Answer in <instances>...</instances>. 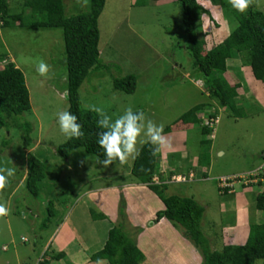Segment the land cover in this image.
I'll return each instance as SVG.
<instances>
[{
    "label": "rangeland",
    "instance_id": "obj_1",
    "mask_svg": "<svg viewBox=\"0 0 264 264\" xmlns=\"http://www.w3.org/2000/svg\"><path fill=\"white\" fill-rule=\"evenodd\" d=\"M7 3L9 13L21 15L22 23L27 25L29 13L21 6L20 0H8ZM214 3L211 0L202 3L208 13L200 17L203 19L202 23L207 24V27H202L205 51L219 43L230 30V25ZM62 4L67 17L84 12L87 8L76 0H62ZM251 5L254 10L264 13V0H253ZM179 20L180 8L175 0H105L97 19L99 61L103 65L98 70H92L85 78L78 89L79 101L83 110H87L85 105L95 104L113 119L131 106L134 111H143L147 119L158 125L163 124L164 128H175L179 125L176 119L182 113L197 104H205V110L198 116V123L184 126L187 129L179 133L172 131L164 134L170 140L172 148L170 151L160 152L156 167L158 165L163 168L165 173L172 169L171 173L181 175L183 172L187 173L185 167H192L190 171L192 174L196 173L197 182L174 183L167 177L165 184L168 188L163 194H177L195 200L203 208L200 230L208 244L211 239L209 247L218 249L221 240H216L217 235L213 233L215 230L211 228L218 226L219 222L221 226L230 220V224L234 215L233 204L240 200L223 198L217 195V191L223 187L230 188L228 183L239 191L244 184L255 182L257 176L264 173V82L254 80L249 66L237 58L244 69L239 75L242 89L236 92L234 98L235 112L233 114L217 108L205 97L204 85L196 80L192 59L183 47L185 36ZM62 46L60 29L0 28V57L4 59L0 60V69L10 61L21 71L28 93L29 110L19 120L28 122L31 129L27 151L21 148L19 132L15 129L8 132L0 129V143H6L5 146L0 145V167H12L13 164L17 168L14 177L9 178L11 184L0 192V203H5L9 208V214L0 217V264H36L42 255L41 245L55 226L67 217L70 208L75 203L78 204L76 201L81 194L96 187L119 185L129 179L126 173L133 159L124 164L113 162L104 168L97 163L95 156L86 154L81 148L71 151L65 161L56 155V147L66 140L59 131L56 119L57 112L65 110L67 104L66 99H61L57 94L65 90ZM41 60L50 66L48 79L39 76L36 71ZM240 66L233 70L237 73ZM184 74L186 75L183 76ZM124 75L136 78L132 94H124L111 88L112 79ZM214 111L217 120L209 121L208 115ZM202 125L210 127V144L205 146L199 143L203 139L200 135ZM204 138L208 140L207 137ZM140 146L138 144L137 148ZM204 152L207 158L201 161L200 156L203 158ZM27 153L43 162L45 168L44 179L34 197L22 187ZM178 154L179 160H174ZM206 162L209 163V167L204 168L207 179L201 181L203 175L200 168ZM248 175L254 177L248 178ZM224 177L230 179L222 184L219 178ZM236 178L239 179L238 182ZM119 191L120 189L106 195L108 206L116 208L114 216L117 223L121 221L117 210L121 198L123 199L120 193L117 194ZM251 191V194L243 195L249 218L256 215L253 199L258 188L253 187ZM99 197H102L101 194ZM155 199L158 200L156 197ZM155 199L147 202L155 204ZM47 206L54 214L43 230L40 229V223L47 215ZM152 206L155 208V205ZM135 207L137 212H141L139 216H135L136 225L131 224L132 221L126 214L122 219L124 228L133 240L135 237H138V242L143 239L145 247L154 251L152 256L156 261L141 264H176L174 257L178 255L183 263L189 264L192 263L191 258H196L194 253L198 255L201 264L199 252L194 248L191 251L182 241L178 242L179 246L186 249L182 252L168 246L169 241L157 245L158 241L167 240L166 234L157 232V229L151 230L153 224L149 225V222L153 219L148 221L143 214L146 209L137 205ZM87 208L85 213L88 216L90 213L92 217L99 213L94 204ZM222 208L225 210L223 214ZM257 215L258 220L263 214L257 212ZM83 217L78 216L76 221L81 228H84L81 220L85 221ZM109 221L110 219L102 225L115 226V221L114 224ZM131 229L135 231L133 235L130 233ZM142 231L150 236L147 238L149 241L144 240L146 235L141 234ZM101 233L97 231L99 241L103 238ZM75 234L79 239L84 237L81 231ZM157 234H161L160 240H157ZM151 236L155 237L152 239ZM20 238L24 241H20ZM83 244L87 243L83 241Z\"/></svg>",
    "mask_w": 264,
    "mask_h": 264
},
{
    "label": "trees",
    "instance_id": "obj_2",
    "mask_svg": "<svg viewBox=\"0 0 264 264\" xmlns=\"http://www.w3.org/2000/svg\"><path fill=\"white\" fill-rule=\"evenodd\" d=\"M105 0H88L84 12L72 16L64 15L62 0H20L21 6L28 10L29 23L23 24L21 15L9 13L8 0H0V28H38L60 29L62 37V54L65 67V90L68 91L66 109L77 117V122L84 132L79 139L65 140L58 145L55 153L65 161L71 151L81 148L86 154L104 159L103 149L97 143L98 134L102 131L97 126L98 116L91 111L83 110L78 95V89L93 70H98L103 65L99 61L97 19L104 6ZM180 8V24L185 36L183 45L192 59V68L196 78L201 80L207 96L217 108L227 109L234 114L235 87L229 86L223 78L225 61L236 57L248 65L254 80L264 82V13L254 10L252 5L246 12L239 13L231 8L228 0H211L220 10L230 30L228 34L216 45L205 51L204 35L200 30V17L207 15V11L200 5L199 0H175ZM138 3V2H137ZM141 4V3H139ZM23 26V27H22ZM198 29V32H197ZM0 60H4L0 57ZM136 87V78L133 75H124L113 78L111 88L124 94H132ZM64 90V91H65ZM205 107L204 103L197 104L182 113L175 128L166 127L164 134L181 125L198 123L195 114ZM29 110L28 93L24 77L15 65L8 61L0 69V129L8 132L15 129L19 132L21 148L27 151L30 144V125L20 122L19 118ZM215 111L208 118H215ZM174 123V125L176 124ZM209 134V129L200 127L199 143L202 146L210 144L204 137ZM5 146V144L0 143ZM139 156L132 160L129 174L131 178L151 191L161 202L162 209L155 212L154 219L149 225L155 224L160 219H165L176 228L180 235L196 249L201 258V264H256L257 260L264 261V218L259 223L247 224L246 238L241 245H223L219 250H212L208 241L203 236L199 224L203 208L192 198L176 194H163L167 185L154 184L152 177L156 174V156L152 155L151 145H141ZM264 157V155H263ZM202 159L207 158L206 152ZM262 159V158H261ZM27 173L22 180V187L31 196L39 192V184L44 179V164L31 153H27ZM120 164L118 161H114ZM205 163H203L204 165ZM205 176V174H202ZM248 178L252 175H248ZM254 177V176H253ZM159 182L163 181L160 174ZM249 180V179H248ZM250 181V180H249ZM255 181V180H252ZM11 184L9 181L8 186ZM7 186V187H8ZM257 187L253 207L264 215V173L258 175L255 182L244 184L242 187ZM6 187V188H7ZM223 187L218 191H226ZM51 207V203H47ZM47 215L40 223V229H46L53 211L47 206ZM117 215L119 220L106 234L102 248L89 257L91 262L98 258L104 259L107 264H138L141 254L135 241L124 228V201L119 202ZM91 216V213H90ZM92 219H103L97 214ZM133 233L134 230H130ZM135 235V234H134ZM63 253L51 250L44 251L36 264H50L52 261L62 259Z\"/></svg>",
    "mask_w": 264,
    "mask_h": 264
},
{
    "label": "crops",
    "instance_id": "obj_3",
    "mask_svg": "<svg viewBox=\"0 0 264 264\" xmlns=\"http://www.w3.org/2000/svg\"><path fill=\"white\" fill-rule=\"evenodd\" d=\"M201 1L204 2V1H208V0H199L200 5L203 8H206V6L202 5L203 2H201ZM153 3L155 4V2H153ZM202 21H203V19L200 20L201 32L203 31L202 30L203 26L207 27V24L205 22L202 23ZM236 66H240L236 57L227 59L225 61V71L222 74L223 78L228 83V85L235 87V92L240 91L242 89V87H241L242 80H241V78H239V75H240V73L241 74L243 73L242 69H244L243 67L240 66V69L236 73L235 70H233L234 68H236ZM185 75L186 74H184L183 76H185ZM194 86H196V85H194ZM205 97L208 98L206 92H205ZM203 110H205V109H202L195 114L197 119H198L199 114L202 115ZM225 110L228 111L227 109H225ZM184 126L187 127L188 125H186V124L181 125L179 128L173 129L170 132L174 131V132L179 133L180 131H185V129H187V128H184ZM161 152H163V151H161ZM175 157L176 158L174 160H179L180 155L179 154L175 155ZM161 161L162 160H160V162ZM207 162L204 165H202L200 168L202 174H205V176H202V178L200 179L201 181L207 179V177H206L207 171L206 170L204 171V168L209 167V163H207ZM165 165H166V163H165ZM188 168H189V170H188ZM191 168L192 167L188 166V167H185L184 169H187V172H191L190 171ZM155 171L157 174H160L162 176V178H163L162 182L163 183H165V180L167 177L169 178L172 175H174L173 173H171V172H173L172 169H169V172L165 173L166 171H164L163 168L161 169V167H159L158 165H157V167L155 166ZM126 174H127V177L129 178L126 182H122L119 185L112 184L110 186H107V188L106 187L103 188V186H101L99 188L96 187L93 190L86 191L87 193L81 194V196H79L77 198L76 202H78V204L75 203L70 208V210L68 211L69 216L67 215V217H64L61 220V222H59L55 226V228L52 230L51 234H49L47 239L41 245L42 253L44 251L51 250L55 253L60 252V253L64 254V257L62 259L52 261L50 264H94V262H91L89 260V257L102 248V246L105 242L104 237H106L105 235L107 234V231L112 227L111 224H109L107 227H104V225H102V224L109 219H110L109 223L114 224V221L116 223V220H115L116 216H114V212L116 211V208L114 209L112 206H108L107 199H106V195L108 193L116 192L120 189V191L117 192V194L120 193V196L123 197V199H124L123 200L124 201V212H125V215L126 214L128 215L127 218L131 219L132 223L130 221L129 222L132 225H136L134 223V221L136 220L135 216H139L141 213L140 211L137 212L138 210L135 207L136 205L140 208L146 209V212L143 214H144L146 219L148 218V221L150 219H154V216H155L154 212L159 211L163 208L162 204H160L159 199L151 191H149L145 187V185L139 184L136 181H134L131 178L129 171ZM195 176H196V173H194V178L190 181L191 183L197 182V180L195 179L196 178ZM224 176H226V175H224ZM190 182H188V183H190ZM239 187H241V186H239ZM167 188H166V190H167ZM234 188L235 187L232 184H230V188H226V191H217V195H219L223 198H227V197H232L233 199L238 198L240 201L238 203L236 202L233 204L234 215L232 213L233 218H231L230 224H229L230 220L228 223L223 224L221 226L219 225V223H220L219 222L218 226L216 225L215 228H211L212 230H215V232H213V233H214V235H217L216 240L217 239L221 240V246L218 249L212 248V250H219L223 245H227V244L228 245H241L245 241L246 233H247V224L250 220L248 217L249 216V214H248L249 211L247 209L248 207L246 208L245 202H243V198H244L243 195L251 194L252 193L251 190L253 189V187L252 186L246 187V188L241 187L239 191L235 190ZM99 194H101L102 197H99ZM167 195H170V194H167ZM155 197L158 200H156ZM154 199L156 200V203L155 204L153 203L152 205H155V208H153V206L147 202V201H153ZM113 201H115V200H113ZM253 203H254V199H253ZM88 204L89 205L94 204V207L96 208L97 212L101 213L104 216V218L98 219V220H90L91 219L90 215L88 216L87 213H85V211L88 210V208H87L89 206ZM223 207H225V206H223ZM112 208H113V210H112ZM254 211H255L254 214H256V215H254L250 219H251V222L257 224L264 218V215L260 216V218L257 220V217L259 216V215H257L258 211H256L255 209H254ZM221 212H222L221 214H223L225 212V210L222 208ZM259 213H261V212H259ZM83 214H85L84 217H83ZM78 216H82L83 218H85V221L83 219H81L83 222L84 228H81V226H77L76 221H77ZM146 219H144V220H146ZM150 228H151V230L157 229V232L158 231L164 232L167 236V240L158 241L157 245H159V244L162 245L163 243H166L169 241L170 244L168 246L171 245L173 248L179 249L180 252H182L183 249H185V248L179 246V244H178V242L182 241L185 247L189 248L191 251L193 250L192 249L193 246L188 241H186L180 235L179 232H176L175 229L169 223H167V221L165 219L158 220ZM79 231H81L83 233V236H84L83 238H80V239L77 238L75 233H77ZM97 231H98V233L102 232L101 236L103 238H101V241H99L97 239ZM145 233L146 232L142 231L141 234L146 235ZM160 235L161 234L155 235V236H157V240L161 239ZM35 237H37V236H35ZM148 237L150 238V236L146 235L144 240H148L147 239ZM154 237L151 236L152 239ZM142 238H144V236ZM207 239H208V237H207ZM142 240H140L138 242V237H135V240H134L136 247L141 254V259L138 261V264H141L145 261H151V262L156 263L155 257L152 256L154 254L153 253L154 251L149 250L150 249L149 247H145V243ZM210 240L211 239H209V245H210ZM83 241L86 242L87 244H83ZM186 242H188V243H186ZM92 246H94V247L92 248ZM95 246H96V248H95ZM194 254L196 255V258L195 257L191 258L192 263H189V264H200V259L197 257L198 255L196 253H194ZM174 259L177 262L176 264H186V263L182 262L181 256H179V255L177 257H174ZM157 264H159V262H157Z\"/></svg>",
    "mask_w": 264,
    "mask_h": 264
},
{
    "label": "clouds",
    "instance_id": "obj_4",
    "mask_svg": "<svg viewBox=\"0 0 264 264\" xmlns=\"http://www.w3.org/2000/svg\"><path fill=\"white\" fill-rule=\"evenodd\" d=\"M76 2L78 4H81L82 2V6H87L88 4V0H76ZM228 3L235 11L244 13L253 3V0H228ZM36 71L39 76L44 77L45 79L50 78V66L44 61L41 60L38 63L36 66ZM199 81L201 82V80ZM57 94L61 97V99H66L68 96V91L65 90L63 93L58 92ZM85 107L87 110L96 113L98 116L97 126L102 131L98 134L97 143L99 147L103 149L104 159L101 160L99 157H97V163L101 164L104 168H107L109 165L113 164L114 161L124 164L128 162L129 159H135L138 157V144L151 145L153 156H156L161 151H170L172 148L170 140L164 135V125H158L152 120L147 119L143 111H134L131 106H128L124 110L123 114L113 119L111 116L106 114L102 107H99L95 104H87ZM216 118L217 117L209 118V121H215L217 120ZM56 119L59 131L65 137L66 141L83 137L84 132L81 130V125L77 122V117L70 111H58L56 114ZM207 129H210V127ZM209 134H207L205 137L208 138ZM16 170L17 168L13 166V164L12 167H0V192H3V190L8 186L9 178L14 177ZM25 173H27V169H25ZM188 173L191 172H183V175H187ZM156 174L152 177V182L154 184L163 183L157 180L158 178ZM177 175L181 174H174L171 177H175ZM171 177H169L170 181ZM193 178L194 174H192V179ZM231 178L235 179L233 176ZM229 179L230 178L227 180L228 182ZM238 180L239 179L236 178L237 182ZM229 184L231 183H228V185ZM8 214L9 208L5 203H0V217L7 216ZM20 241H24V239L20 238ZM94 264H107V262L102 258H98ZM256 264H264V261L257 260Z\"/></svg>",
    "mask_w": 264,
    "mask_h": 264
},
{
    "label": "built area",
    "instance_id": "obj_5",
    "mask_svg": "<svg viewBox=\"0 0 264 264\" xmlns=\"http://www.w3.org/2000/svg\"><path fill=\"white\" fill-rule=\"evenodd\" d=\"M192 179V174L188 173L187 175H177L175 177H171V181L173 182H187L190 181ZM228 180V178H219V181L224 184V182H226Z\"/></svg>",
    "mask_w": 264,
    "mask_h": 264
}]
</instances>
